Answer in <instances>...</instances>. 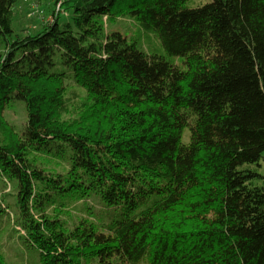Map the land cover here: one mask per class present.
<instances>
[{"label": "trees", "instance_id": "trees-1", "mask_svg": "<svg viewBox=\"0 0 264 264\" xmlns=\"http://www.w3.org/2000/svg\"><path fill=\"white\" fill-rule=\"evenodd\" d=\"M18 1L0 0V178L17 191L0 212L37 264H264V0H53L34 35L15 32ZM72 187L100 217L61 220L50 189Z\"/></svg>", "mask_w": 264, "mask_h": 264}, {"label": "rangeland", "instance_id": "rangeland-1", "mask_svg": "<svg viewBox=\"0 0 264 264\" xmlns=\"http://www.w3.org/2000/svg\"><path fill=\"white\" fill-rule=\"evenodd\" d=\"M211 2V0H194L190 6L198 7ZM53 0H19L14 8L13 25L16 34L22 35L29 32L31 35L38 33L42 29L44 23H52L54 18L51 15ZM61 6L56 8L55 12H59L65 17H68V13L61 10ZM68 14V15H67ZM44 17V18H42ZM62 24L70 22L66 18L61 19ZM138 33L135 32L134 36ZM177 60V61H176ZM175 64H181L180 58L172 59ZM62 66L58 61L55 62L53 71L61 69ZM67 86H70V82L67 81ZM5 118L12 123L17 130L23 134L27 130L28 114L25 104L22 101H11L4 110ZM60 162V161H59ZM63 163V161L61 160ZM65 165V162H64ZM259 174L264 177V154L261 161V167L259 168ZM63 177L68 176L62 173ZM13 187V188H12ZM6 193L3 192L4 183L0 178V207L2 203L9 205L14 200V194H16V188L12 184ZM14 190L12 192L11 190ZM53 199L56 203H64L66 205V211L63 213L61 220L63 222H69L70 224L74 220H80L83 218H92V216L100 217L104 210V204L94 194L89 193L81 195L80 192L73 187L70 191L61 193L57 190L50 189ZM1 198H3L1 200ZM98 202L99 206L96 205ZM82 205V206H81ZM81 206V207H78ZM86 209V211H84ZM13 215H16L14 211ZM22 232L19 228V224L13 220H10V214L6 211L0 212V250L5 254L8 264H37L38 252L37 249L31 246L22 236Z\"/></svg>", "mask_w": 264, "mask_h": 264}]
</instances>
